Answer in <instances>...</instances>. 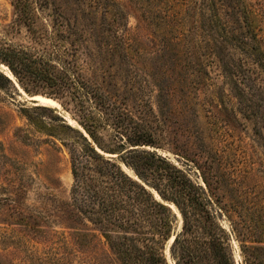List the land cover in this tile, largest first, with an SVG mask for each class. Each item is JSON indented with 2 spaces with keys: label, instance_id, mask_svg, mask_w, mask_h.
Listing matches in <instances>:
<instances>
[{
  "label": "rangeland",
  "instance_id": "obj_1",
  "mask_svg": "<svg viewBox=\"0 0 264 264\" xmlns=\"http://www.w3.org/2000/svg\"><path fill=\"white\" fill-rule=\"evenodd\" d=\"M58 2H64L73 20L78 18L77 60L81 74L104 94L113 95L117 104L152 136L154 146L147 149L183 169L189 170L185 162L191 161V173L196 170L194 160L213 165V172L218 168L219 175L227 178L225 189L216 194L219 204H227L228 213H218V204L209 205L201 213L207 229L198 226L186 234L190 246L196 248L194 259L217 264L218 256L200 249L202 242L214 234L222 240L224 258L245 264L244 238L234 233L233 225H244L243 234L250 237L249 232L256 230L253 219H257L264 238V147L241 114L230 82L221 72V63L213 55L222 37L216 28L210 30L209 23L223 22L229 37L249 39L256 35L264 52V0H177L182 10L191 9L193 22L200 25L203 51L199 65L188 72L179 67L183 75L179 74V90L170 109L166 105L164 108L159 98L156 78L160 86L166 85L171 64L163 56L161 39L146 21V14L164 0ZM14 20L12 0H0V39L29 44L26 28L16 29ZM222 46L226 59L244 58L238 47L226 42ZM2 69L7 70L4 66ZM32 98L24 92L11 96L0 92V264H122L99 228L78 213L76 217L69 213L74 178L70 154L61 138L69 140L73 134L57 117L66 125L81 127L62 106H43ZM37 106L50 109L43 116L56 136L31 125L23 115V110ZM103 134L109 140L111 133ZM191 175L193 181L205 187L200 175ZM5 199L13 200L18 212L35 216L31 220L35 233L28 234L19 221H6V216L17 211L7 213ZM178 213L173 235L183 230V218ZM66 223L73 225L69 228ZM170 241L164 253L167 264H176Z\"/></svg>",
  "mask_w": 264,
  "mask_h": 264
},
{
  "label": "trees",
  "instance_id": "obj_2",
  "mask_svg": "<svg viewBox=\"0 0 264 264\" xmlns=\"http://www.w3.org/2000/svg\"><path fill=\"white\" fill-rule=\"evenodd\" d=\"M58 1L12 0L14 26L26 28L30 42L19 44L0 39V92L8 96L24 92L29 97L51 98L79 124L81 128L71 127L57 117L73 134L69 140L61 138L70 154L74 178L69 213L75 217L78 213L99 228L122 264H167L164 250L172 237L175 238L170 252L176 264H202L194 259L196 248L190 246L186 234L198 226L207 229L201 213H205L209 205L218 204V213H228L227 204H219V194H216L225 189L227 178L219 175L218 168L213 172V165L193 160L196 170L192 173L200 175L205 184V187L199 186L191 177L193 166L188 164L191 161L185 162L189 170L183 169L147 149L154 146L152 136L117 104L113 95L104 94L98 85L81 74L77 60L78 18L73 20L64 2ZM180 5L177 0H164L146 14L147 23L161 39L163 56L168 57L171 64V76L166 85L160 86L156 78L159 98L166 109L171 108L179 90V74L199 65L203 51L200 25L193 22L191 9L186 12ZM209 24L210 30L216 28L222 37L218 49L213 48V55L221 63V72L230 82L241 114L251 123L264 147V52L260 41L256 35L249 39L229 37L220 20H211ZM223 42L238 47L244 58L226 59ZM181 65L183 70L179 68ZM3 66L14 78L5 73ZM47 111L50 109L37 106L23 110V115L31 125L56 136L53 129L46 126L43 114ZM105 132L111 133L109 140ZM12 201H8L6 212L17 211V214H9L6 221H19L28 234L35 233L37 230L31 222L35 216L18 212ZM172 206L183 218V230L177 235L172 233L177 220ZM240 206L245 207L242 202ZM253 220H256V230L249 232L252 238L243 234L244 225L240 223H234L233 231L243 235L245 264H264V238L258 220ZM72 225L66 223L69 228ZM221 241L213 234L202 242L200 249L218 256L217 264H234L222 255Z\"/></svg>",
  "mask_w": 264,
  "mask_h": 264
},
{
  "label": "bare ground",
  "instance_id": "obj_3",
  "mask_svg": "<svg viewBox=\"0 0 264 264\" xmlns=\"http://www.w3.org/2000/svg\"><path fill=\"white\" fill-rule=\"evenodd\" d=\"M6 69H7V67H5ZM5 73L9 76V77H11V78H14L13 77V75L11 74V72L7 69L6 71H5ZM33 99H35L36 100V102L38 103V104H40V105H43V106H48V107H54V108H61V105L57 102V101H55V100H53V99H51V98H48V97H44V96H36V97H33ZM70 121H71V119H70ZM74 123V122H73ZM71 124H72V122H71ZM86 133V132H85ZM174 210L176 211V213H178L177 212V210L174 208ZM179 214V213H178ZM174 238L175 237H172V239H171V243H173V241H174ZM174 264V263H173Z\"/></svg>",
  "mask_w": 264,
  "mask_h": 264
},
{
  "label": "water",
  "instance_id": "obj_4",
  "mask_svg": "<svg viewBox=\"0 0 264 264\" xmlns=\"http://www.w3.org/2000/svg\"><path fill=\"white\" fill-rule=\"evenodd\" d=\"M31 98H32V97H31ZM32 100L36 102V100H35V99H33V98H32Z\"/></svg>",
  "mask_w": 264,
  "mask_h": 264
}]
</instances>
